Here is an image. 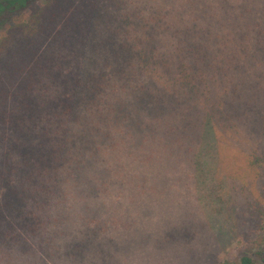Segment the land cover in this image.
Listing matches in <instances>:
<instances>
[{
	"label": "trees",
	"instance_id": "trees-1",
	"mask_svg": "<svg viewBox=\"0 0 264 264\" xmlns=\"http://www.w3.org/2000/svg\"><path fill=\"white\" fill-rule=\"evenodd\" d=\"M225 4L219 16L199 0H0V33L30 32L0 70V253L108 264L113 238L101 234L128 210L62 254L45 235L44 209L65 178L103 159L118 176L139 172L133 186L146 195L180 170L205 184L216 169L201 160L219 156L225 140L264 142L256 71L264 31L249 24L250 37ZM248 69L256 81L242 78ZM145 106L154 114L138 133L133 114ZM258 262L264 249L238 264Z\"/></svg>",
	"mask_w": 264,
	"mask_h": 264
},
{
	"label": "rangeland",
	"instance_id": "rangeland-1",
	"mask_svg": "<svg viewBox=\"0 0 264 264\" xmlns=\"http://www.w3.org/2000/svg\"><path fill=\"white\" fill-rule=\"evenodd\" d=\"M199 1H211L217 6L221 0ZM224 1L229 7L230 15L235 19L233 22L239 21L243 28L247 27L250 37L255 36V30L250 25L259 24L260 30L264 31V0ZM216 11L218 14L222 13L218 6ZM29 17L31 14L27 13L19 18L15 17L14 20L25 22ZM14 30L18 32L11 31L14 33L11 34L5 30L0 33V45H7L4 51L0 47V70L6 62L15 58L20 45H29L30 32ZM248 46H251L248 53L256 47ZM259 47L256 55L260 65L255 67L259 74L257 93L264 96V45ZM245 64L250 63L245 59ZM241 76L246 83L256 81L252 69L243 71ZM136 109L137 104L133 110ZM140 111L145 112L134 113L132 120L138 133L140 128L137 124L141 126L140 122L147 117V113L154 114L149 106ZM250 141L243 140L240 144L235 138L225 140L216 145V148L219 147V156L215 147V154L207 148L204 154L212 151L209 153L211 156L201 161L216 170L215 175L208 178L205 184L196 183L195 177H187L185 171L180 170L178 176L172 177L168 183L164 179L155 191L148 192L146 195L151 199L153 196L166 197L175 191L182 201L183 216L179 221L163 219L157 230L150 232L134 229L136 221L132 220L131 210H128V219L111 225L110 229L117 232V237L108 246V264H119L114 252L128 253L153 241L161 264H238L244 254L253 255L264 249V142ZM255 144L259 150L257 155L254 152ZM206 168L209 170V167ZM137 210L141 213V223L143 219L153 215V211L147 206ZM44 262L37 254H22L17 251L12 254L0 253V264Z\"/></svg>",
	"mask_w": 264,
	"mask_h": 264
},
{
	"label": "clouds",
	"instance_id": "clouds-1",
	"mask_svg": "<svg viewBox=\"0 0 264 264\" xmlns=\"http://www.w3.org/2000/svg\"><path fill=\"white\" fill-rule=\"evenodd\" d=\"M126 172L127 176H118L114 162L97 159L90 167L64 179L59 194L44 209L47 221L44 231L54 249H59L62 254L67 245L83 240L89 228L107 222L109 216L117 212L124 216L126 210H131L132 220L136 221L134 229L150 232H155L163 219H181L183 205L175 191L166 197L149 199L133 186L132 178L140 173ZM144 206L151 208L153 215L141 223V213L137 209ZM107 227L111 228V225ZM119 231L123 232V229ZM104 236L116 238L117 232L105 231L101 238ZM113 255L119 264H161L154 241L128 253L121 251Z\"/></svg>",
	"mask_w": 264,
	"mask_h": 264
}]
</instances>
